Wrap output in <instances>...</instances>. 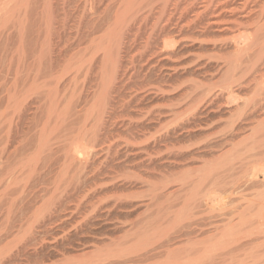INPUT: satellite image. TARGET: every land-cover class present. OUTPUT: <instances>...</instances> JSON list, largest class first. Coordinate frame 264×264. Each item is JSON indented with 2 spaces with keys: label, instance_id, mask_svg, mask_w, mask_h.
<instances>
[{
  "label": "rangeland",
  "instance_id": "obj_1",
  "mask_svg": "<svg viewBox=\"0 0 264 264\" xmlns=\"http://www.w3.org/2000/svg\"><path fill=\"white\" fill-rule=\"evenodd\" d=\"M24 2L20 0L19 4V0H0V82L8 83L7 88L13 83L11 81H14L16 78H18V82L20 80V84L24 83L25 80L23 81V79L31 77L29 79H31L34 85L30 84L31 81L27 78L29 84L24 87V91L28 90V95L30 94V96L27 95L29 97L27 99L29 100L26 99L27 105L28 103L30 105L28 106L29 108L27 107L29 109L27 116L29 117H27L26 126L28 130L30 129V136L34 135L35 137L37 132L41 130L39 128L48 123L46 125L48 128H46L49 132L48 134H50L49 138L51 137L49 140L51 151L50 149L47 151L45 154L46 159L44 158L43 163L40 162V165H38L41 167V170L38 167L37 172H35L36 175L34 174L35 178L33 176L35 188L32 189V195L37 194L43 197L38 198L39 200L37 199L38 196L33 198L36 203H32V217L27 225L20 231L12 232L10 236L0 243V264H19L21 262L18 259L11 258L9 256L11 255L10 252L20 249L25 242V238L23 239V237H27L29 233L37 231L38 220L50 210L53 202L62 200L65 197L67 192L63 187L65 184H62V187L55 190L52 187V183L56 181V184H54L57 185L60 178L61 171L59 170L61 169L62 156L66 154L73 138L78 135V131L75 132V130H78V127L81 128V125L83 133L87 131L86 133L89 135H93L94 133V135L97 134L102 138L101 145L99 144L97 147L98 154L94 159L93 166L94 171L100 170V172H103L98 179H101L103 176L102 179L105 180L96 182V187H99L103 183H106L109 187L112 183L116 185L120 184L124 187L119 190L111 189L107 193L98 194L94 197L93 201L97 202V200L108 199L109 207L121 202H125L124 204L126 205L129 203L151 202V206L147 211L142 207L136 210L126 209L123 212L112 211L110 214H107L105 210L100 212L101 215H104L103 218H107L108 215V219H113L111 221L113 223L117 222L115 217L120 216L121 218L118 221L123 222L124 225L119 230L110 232L109 239H114V242L100 238L101 240L96 243L99 249H88V255L83 258V262L77 263L98 264L101 260L113 255L123 247L137 249L145 246L157 247L166 245V235L188 221L184 216L175 219L173 213L181 210L189 202L190 193L188 190L202 175L205 176V171L199 174L183 173L185 169L200 167L202 164L200 159L190 165L179 162L177 165L171 167V172L169 173L174 177L179 176L180 181L169 183L165 189L161 190L164 186L165 178L169 177L168 173L161 175L154 173L152 178L147 179L143 168L135 166L146 157L144 158V155L138 157L128 156L127 149L125 148L126 141L128 142L134 138L135 133H137V137H140H138V141L136 140L137 142L133 143L146 141L150 147L156 145V148L152 149L153 151L149 153L152 158H158V155H161L160 157H171L172 155L175 156L179 151L189 150L194 152L197 147H201L208 142L218 141L225 137L229 138L228 135L232 126L235 127L238 124L242 125L244 130L236 138L234 137L232 141L228 142L224 148L204 158L207 161H211L226 153L222 157V160H219L217 167V171L222 176L214 179L210 177L206 178L207 181L204 182L202 187L206 189L216 179L219 180L221 185L216 188H220L225 192L226 205L223 208L202 209L200 214L192 219V222L216 223L217 229H211L208 231V234L202 237L206 239L219 235L225 226H235V234L241 237L242 243L238 245V250L231 257H227L225 264H249L251 260V242L246 235L250 228V222H246L241 226H238V224L241 217L249 218L250 214L247 206L251 200L252 190L249 185L242 191H239L237 187L248 183L247 177L253 162L264 161V113L249 116L250 107L264 97V0H24ZM13 17L14 20H12ZM216 17V22L219 21V23H216L217 25L213 21ZM235 20L236 22H234ZM12 21H15V23ZM239 22L240 25L238 26ZM228 23H232L235 26L231 24L233 29H227L229 32L223 30L216 33V31H213L215 25L224 24L225 26H229ZM114 24L117 26H114ZM89 26L98 28V30H94L95 28L91 27L92 30L97 32L90 30ZM222 26L220 25L219 27ZM105 27H108L107 31H105ZM16 28H18V31ZM88 33L92 34V37L96 38L97 42L99 41L95 43L96 46L99 43H103L102 45H98V47L104 46L100 47V49L107 46L106 42L109 39L112 40V47L109 45L111 47L110 50L113 51L111 56L112 64L117 67L119 66L116 81L114 80L117 88L111 94L112 96L110 95L111 99L115 98L110 100V103L108 100L103 105L106 107L102 106L97 96L96 99L93 97L95 89L91 87V82L93 81L92 83L96 84V74H91L87 70L88 66L92 64L90 61L102 52L96 46L93 49L88 46L94 47L92 41L95 40L92 37H87ZM116 33L126 37L123 41L124 46L122 45L121 48L120 45L121 50L119 49V52L117 48L119 44L113 39L117 35ZM16 34L17 36H15ZM167 34L169 36H166ZM170 35L171 38L177 37L178 41L182 40L181 42L183 43L186 41L189 43H187L188 45L192 44V47H188L189 51L188 49H183L181 44L176 45L177 47H174L175 50L172 49L173 47L166 49H172L173 52L178 51L177 56H174L175 59L171 57L174 60L172 68L170 67L172 60L166 58V55L164 56V54L168 53L164 49L166 48L164 42L166 39L170 41ZM239 35H243L242 39H240ZM49 37L50 39H48ZM31 38L32 40H30ZM248 38H251L254 43L253 49H250L252 51L248 52L250 54L246 53L243 56L240 54L235 57L231 51L232 49H230L232 42L234 41L237 44V42L239 43ZM20 39L21 43L19 42ZM105 39L108 40L105 42ZM38 43L41 45H38ZM118 43L120 42L118 41ZM240 43L242 44V42ZM84 45L87 47L85 48ZM81 46L90 51L88 56L81 54V51L82 53L88 52V50L86 51ZM178 48H181V51ZM182 49L185 54H183ZM26 51L28 52L26 53ZM162 51L165 53L163 54ZM91 52L94 53L93 58L91 57ZM79 54L82 57H79ZM84 55L87 57L85 56L82 60L81 58ZM195 56L199 57V59L197 58L198 60H196ZM89 59L90 61H88ZM117 60H119V63ZM28 62L31 63L29 64ZM80 62L82 65L83 63L85 66L87 65V67L83 65L87 69L83 73H81L85 69L83 66L81 72L77 73V67L79 68ZM88 62L89 64H87ZM179 62L183 64L180 63L179 66ZM170 68L173 70H170ZM12 69L15 72L17 69V74ZM187 69L188 71H186ZM38 72L41 75L40 77L36 76ZM85 73L91 74V78L88 77L89 75H85ZM24 74L28 75L24 78L22 77ZM232 74H234V78L231 80ZM32 76L34 77L33 79ZM74 77L75 80L72 79ZM37 78L39 80H36ZM87 78L92 80L91 82L89 81L91 85H85L88 82ZM174 78L177 79L174 81ZM82 79L85 80L82 82ZM107 82V87H109L110 81L107 80ZM88 85H90L91 90H88L90 89L87 87ZM101 87L100 85L97 92L101 90ZM227 88L230 89V92ZM29 89L32 90L30 91ZM5 93L7 94L6 91L0 89V94H4V97H6ZM3 96H1L2 99ZM169 96L172 98L166 99ZM230 98L235 99V102L230 104V113H224L213 119L208 115H203L197 121L196 108L202 107L203 109L209 106L213 100H217V105L223 106L231 101ZM169 106L174 108L175 113L159 116ZM90 108L93 109L91 110ZM89 109L91 112H89ZM41 116L43 119H46L43 120ZM98 116L101 121L99 123L96 122V120H99ZM16 117H14L15 122H17ZM63 117H66V119ZM243 117H247V121H243ZM94 120L95 124L93 123ZM85 121L86 128H83ZM199 124L200 126H198ZM181 127L184 129H181ZM173 132H176L177 135L183 134V136L189 137L184 140H177L171 146L163 144L158 146L161 138ZM31 133L34 134L32 135ZM108 146H110L109 149ZM225 164L227 166L223 167ZM124 167L128 168L125 169ZM151 168H149V171ZM230 168L231 170H228ZM208 169L209 166H207ZM94 171H91V175L94 174ZM133 175L142 178L143 181L141 179L135 180L132 177ZM211 175H215V172ZM36 176L40 177L37 179ZM181 185H183L182 189L174 196H166L171 191H177ZM44 187H46V190L47 188L50 190L46 194L39 192ZM118 188H121V186H118ZM158 194L162 195L157 198ZM80 196L74 197L71 202L69 201L70 204L68 202L70 208L73 209L74 205L76 206L80 202ZM159 209V215L165 210H167L169 215V219L161 224L156 222L158 215H156V211ZM90 211L91 209L86 208L80 211L82 213H74L71 215L73 217L70 218L66 226L63 225L64 228L59 223L55 224L56 226H51L52 230L42 236V240H37L34 246H30L28 253L31 255L35 253L42 254L45 250L42 247L45 244L43 242L53 243L57 241L61 243L60 237L62 238V236L66 235L73 236L79 231L82 220ZM123 217H126L127 220H123ZM137 219L141 220L142 223L140 227L132 229L129 224ZM141 226L145 227L142 228ZM2 233L3 226L0 225V235ZM171 244L174 245L172 246L173 248L184 249L185 247H189L186 241H178ZM17 250L12 254H15ZM40 250L41 252H39ZM79 254L78 252H70L64 256L56 255L46 263L58 264L67 259L70 260ZM183 257L178 256V258ZM163 261L164 257H159L152 261L137 264H160ZM23 263L25 264L24 261L21 262V264Z\"/></svg>",
  "mask_w": 264,
  "mask_h": 264
},
{
  "label": "bare ground",
  "instance_id": "obj_2",
  "mask_svg": "<svg viewBox=\"0 0 264 264\" xmlns=\"http://www.w3.org/2000/svg\"><path fill=\"white\" fill-rule=\"evenodd\" d=\"M13 2H15V1H13ZM23 2H24V0H23ZM6 4H8V3H6ZM19 4H20V0H19ZM21 6H22V4H21ZM23 7H22V9H23ZM19 8H20V6H19ZM3 11H4V9H3ZM15 11H16V9H15ZM12 20H14V17ZM18 20H20V19H18ZM212 20H211V23H212ZM216 20H217V17H216V19L213 20L215 22V24L219 23V21L216 22ZM236 20H238V19H236ZM236 20L234 22H236ZM50 22H51V20H50ZM234 22L232 21L233 24H234ZM13 23H15V21ZM36 23H35V25H36ZM232 23H228L230 27L225 26L224 24H220V25H223L224 27L223 26L219 27L220 25L216 26L217 25L216 24L215 28L213 27L214 28L213 31L214 32L216 31V33L223 31V30L229 32V30H227V29H229V28H231L230 30L233 29L234 25ZM231 24L233 25L232 27H231ZM235 25H236V23H235ZM239 25H240V22H239L238 26ZM87 26H88V23H87ZM114 26H117V25L114 24ZM2 27H3V25H2ZM91 27L93 29L95 28L94 30H98V28H96L95 26L94 27L91 26ZM91 27L89 26L90 30H92ZM112 27H113V25H112ZM206 27H207V25H206ZM99 28L101 29V27H99ZM107 28L105 29V31H107ZM208 28H210V27H208ZM221 28H222V30H221ZM3 29L7 30L6 28H3ZM3 29H2V31H3ZM16 29L18 31V28H16ZM94 30H92V31H94ZM92 31H89V32H92ZM94 32H97V31H94ZM4 33H6V32L4 31ZM25 34H26V31H25ZM119 35L120 34L115 35V38H113L114 35L112 36L114 41L116 40V43L119 44V47H117L118 52L120 49V45L122 48V45L124 46L123 41H124V39H126L125 36L120 35V37H119ZM15 36H17V34ZM86 36L92 37L93 35L88 33ZM166 36H169V35L167 34ZM102 37L106 38L105 36H102ZM239 37H241L240 39H242L243 35H239ZM92 38H94V37H92ZM92 38H91V40H92ZM176 38L175 37L171 38V35H170V38H169L170 41H167V39H166L164 42V46L166 47L164 49L166 50L167 48L173 47L172 49L175 50L174 47H177L176 45H178V44H181L183 49L184 48L188 49V47H192V44L188 45L189 44L188 42L185 41V43H183V42H181L182 40L179 39L180 41H178ZM48 39H50V37ZM84 39H85V37H84ZM94 39L96 40V38H94ZM30 40H32V38ZM107 40L105 39V42ZM20 41H21V39L19 40V42ZM37 41H38V39H37ZM94 41H92V45H94V47L91 45H88V46L92 47V49L95 48V46H96L95 43L99 42V41L97 42V40L95 42ZM118 41L120 43H118ZM93 42H94V44H93ZM235 42H237V41H235ZM240 42H242V44ZM240 42L239 43L237 42V44L234 43V41L232 42L230 49H232L231 51L235 57L237 55H240V54L243 56L244 54L251 52L252 50H250V49L254 46L253 45L254 43L251 40V38L245 39L244 41H240ZM106 43H107V46H105V48H102V49H100V47H104V46L98 47V45L99 44L102 45L103 43L97 44L96 48L100 49V51L102 52V53L100 52L101 54L99 53L100 54L99 56L93 58L94 53L91 52V54H92L91 57L93 58V60L90 61L91 58L88 57V58H90L88 61H90V63L92 62V64H90L88 66L89 67L88 70L85 68V67H87V65L85 66L83 63L85 60L82 62L85 67L81 64V62L79 63V68L77 67L78 64L76 66L77 67V73L81 72V69L84 67L85 69H83L81 73L85 72L84 70H87L91 74H96V77H95L97 79L96 84L92 83L93 81L90 80L89 78H87L88 82L86 81L87 83H85V82L84 83L86 85V84H90V82L92 81L91 84L93 86L91 84L90 85L92 88L95 89V91L93 89L94 93L92 91L91 92L94 94L93 97H95V99L97 96L98 101H101L102 106L108 100H109L108 102L110 103V100H113L115 98V97H113V99H111L110 95L112 93H114L115 89L117 88L116 87L117 85H115L114 82L116 81L115 79H116L118 72H119L118 71L119 66L117 67V66L112 64L113 62H112L111 56H112L113 51L110 50V48L113 45L112 40L109 39ZM191 43H193V42H191ZM38 45H41V44L38 43ZM84 47H85V45H84ZM84 47H82V48H84ZM225 48H226V46H225ZM84 49H81V50H84ZM164 49H163V51H165ZM172 49L166 50L168 52L167 54H164L165 52L163 53V51H162L164 56L166 55V58H168L169 60L171 59V57H173L175 59L174 56L175 55L177 56V54H178L177 53L178 51L173 52ZM178 49H180V51H181V48H178ZM183 49H182V51H183ZM13 50H14V48H13ZM28 50H29V48H28ZM176 50H177V48H176ZM48 51H49V49H48ZM188 51H189V49H188ZM27 52L28 51H26V53ZM49 52H48V54H49ZM96 52H98V51H96ZM12 53L14 54V52H12ZM78 53H80V52H78ZM88 53H90L89 50L87 53H84V52L82 53V51H81V54H86L87 56H88ZM35 54H32V55H35ZM183 54H185V52ZM248 54H250V53H248ZM17 55H18V53H17ZM86 55H84V57L81 59L83 60ZM11 56H13V55H11ZM41 57H42V54H41ZM51 57H53V56H51ZM79 57H82V55L79 54ZM119 58H120V53H119ZM195 58H196V60L199 59V57H196V56H195ZM8 60H9V58H8ZM69 60H70V58H69ZM82 60H80V61H82ZM20 61H21V59H20ZM117 61L119 63V60H117ZM170 63H172V65L170 64L171 65L170 67L172 68V66L174 64V60H172V62H170ZM180 63L181 62H179V66H180ZM87 64H89V62ZM181 64H183V63H181ZM11 65H13V64H11ZM3 66H1V67H3ZM174 66H176V65H174ZM31 67H32V65H31ZM52 67H54V66L52 65ZM171 68H170V70H173ZM27 69H29V68H27ZM41 69H39V70H41ZM79 69H80V71H79ZM174 69L176 70L177 68H174ZM8 70H10V69H8ZM12 71L15 72V70H13V69H12ZM183 71H185V70H183ZM186 71H188V69ZM6 72H8V71L6 70ZM19 72L22 73L21 71H19ZM39 72H38V75H36V76L40 77L41 75H39ZM9 73H11V72H9ZM15 73L17 74V69H16ZM20 73H18V74L20 75ZM87 73H85V75L88 76L89 74H87ZM30 74H33V73H30ZM74 74H75V72H74ZM26 75H28V74H24V75H22V77L25 78ZM90 75L88 77L91 78ZM14 77H15V75H14ZM17 77L21 78L20 76H17ZM34 77H35V75H34ZM34 77L32 76V79ZM75 77L72 79L75 80ZM82 77H79V78H82ZM4 78H5V76H4ZM7 78H8V75H7ZM27 78L23 79V81L25 80L24 83H20V84H19L20 80L18 82V80H17L18 78H16V79H14V81H11L13 83H11V85H9L7 88H6V86L8 83L5 84V82H3L4 83L3 84L2 82H0V89H3L4 91L7 92V94L5 93L6 97L3 96L4 94H2V95L0 94V97L3 96V99H2V97L0 98V225L3 226V233H2V235H0V243L2 242V240L6 239L8 236H10L12 234V232L20 231L30 221V219L32 217V212H31L32 207H33L32 203L35 202V200L33 198H36L38 196L37 194L32 195L33 194L32 189L35 188V186H34L35 180H33V176H34V174L36 175L35 172H37V168L39 167L38 165H40L39 163L40 162L43 163V159L44 158L46 159L45 154L51 148V147L49 148V144H50L49 140L51 137L49 138L50 134H48L49 133L47 131L48 127L46 126L48 123H46V125L43 126L42 128H39L41 130L38 131L37 134L35 133L36 134L35 137L33 135L34 133H31L33 136H30V129L28 130V128L26 126L27 125V117H29V116H27V113H29L28 112L29 111L28 106H30L29 103L27 105L26 102H27V100H29V99H27V97L30 96V94L28 95V90L24 91V87H26V85L29 84L28 80L31 81V79H29L31 77L29 76L28 80H27ZM95 78L93 77V79H95ZM179 78H181V77H179ZM233 78H234V74H232L231 80ZM172 79H173V76H172ZM176 79L177 78H174V81ZM26 80L28 83L26 82ZM36 80H39V79L37 78ZM83 80H85V79H82V82H83ZM107 80L110 81L109 87H107V84H108ZM30 84H33L32 81ZM90 85H88L87 87L90 88ZM100 85L102 86L101 90L99 92H97ZM43 86H45V85H43ZM69 88H70V85H69ZM39 89H41V88H39ZM29 90L31 91L32 89H29ZM88 90H91V88ZM227 90L230 92V89L227 88ZM71 91H69V92H71ZM163 94H165V93H163ZM39 97H41V96H39ZM57 97H59V96L57 95ZM170 98H172V97L169 96L166 99H170ZM230 100L231 101L227 102L223 106L217 105L216 104L217 100L216 101L213 100L209 106H207L203 109H202V107L196 108L195 113L197 116L196 117L197 121H199L201 118L200 116H203V115H208L210 118L213 119L215 117L221 116L224 113H230L231 112L230 104L232 102H235V99L230 98ZM39 103H41V102H39ZM103 107H106V106H103ZM50 109L52 110V108H50ZM90 109H89V112H91V110L93 108L91 110ZM39 110H41V109H39ZM174 113H175L174 108H171V106H169V107H166V109L163 110L159 116H165V115H170V114H174ZM259 113H264V97L250 107V115L249 116H254V115L259 114ZM14 115H16L17 117ZM14 117H16L17 122L14 121V119H15ZM63 118L66 119V117H63ZM98 118H99V116H98ZM42 119H43V117H42ZM44 119H46V118H44ZM247 119H248L247 117H243V121H247ZM37 121H38V118H37ZM86 121L83 125V128H86ZM99 121H100V118L98 121L96 120L97 123H99ZM93 123L95 124V120L93 121ZM198 126H200V124ZM31 128H32V125H31ZM33 128H34V126H33ZM73 128H74V126H73ZM75 128H77V127H75ZM78 128H79L78 130H75V132L78 131V133H77L78 135L75 138H73V140H72L73 142L71 141L72 143L70 142V144H69L70 147L68 148L66 154L62 156L63 158L60 157V155H59V157L62 158V163L60 165L61 169L59 170V171H61L60 172V178L58 180L57 185H55L56 181L54 182L55 184L52 183L53 184L52 187H54L55 190L62 187L61 186L62 184H65V186H63L67 190L65 197L62 200H59L57 202H53L50 210L45 215H42L41 218L38 220L37 231L29 233L27 235V237L26 236L23 237V239L25 238V242L20 249H18V250L15 249V250H17L15 254H12V253H14L15 250L13 252L12 251L10 252L11 255H9V256H11V258H13L15 260L18 259V261H21V262L24 261L25 264H48L46 262L50 261L56 255L64 256L65 254H69L70 252H78V253H80L79 255L71 258L70 260L67 259L66 261L59 262L58 264H73V263L77 264L79 262H83V258L88 255L87 254L88 249H90V248L99 249L98 246L96 245V243L99 242V240H101L100 238H102V239L105 238L107 240H110L111 242H114V239H109V236L111 234L110 232L117 231L121 228L122 225H124L123 222L118 221L121 218L120 216H117V218L115 217L117 222L113 223V222H111L113 219H108V215H107V218H103L104 215L100 214L101 211L105 210V212L107 214H110L112 211L113 212L114 211L123 212L126 209H132V210L135 209L136 210V209L142 208V207L146 209L145 211H147V210H149V207L151 206V202L150 203H137V204L129 203L127 205L124 204L125 202H121L119 204H113L109 207L108 206L109 205L108 199L97 200V202L93 201L94 197L96 195L107 193L111 189H113V190L122 189L123 185H120V184L116 185V184L112 183L109 187V185H107L106 183H103L99 187H96V182L105 180V179L104 180L102 179L103 176L101 177V179H98V177L101 176L103 172H100V170L97 172L94 171V166H93L94 165V159H95L96 155L98 154L97 147L102 142V138L100 136H98L97 134L94 135V133H93V135H89L88 133H86L87 132L86 130H85L86 132L83 133L82 125H81V128L80 127H78ZM136 128H138V127H136ZM62 129L65 130L64 128H62ZM181 129H184V128L181 127ZM243 130H244V127L240 124L236 125L235 127L232 126L230 134L228 135L229 138L225 137V138L220 139L218 141H214L211 143L208 142L207 144H205L201 147H197V149H195L194 152L189 151V150L179 151V152H177V154H175V156L172 155L171 157H168V156L160 157L161 155H158L157 156L158 158H152L149 155V153L152 152L156 148V145L155 146L153 145V147H150L148 142L146 143V141L145 142L141 141V142L136 143V144L133 143V142H137L138 141L137 139H139L138 137H140V136L137 137V135H136L137 133H135L134 138L130 139L131 141L130 140L128 142L126 141L125 148L127 149L126 152L128 153V156H137L138 157V156L144 155V158L146 157L145 159H143V161L141 163H139L135 166H137V168H143V170L145 172L144 174L146 175L147 179L152 178L154 173H158L159 175L164 174V173H168L169 177L165 178L164 186L162 187L161 190L165 189L169 185V183L180 181L179 176L174 177L171 173H169V172H171L170 171L171 167L173 165H177L179 162L190 165V164H193L197 160L200 159L201 163H202L200 167L185 169L183 173L199 174L200 172L205 171V176L202 175V177L198 181H196L193 184V186L188 190L190 193V196L188 199L189 202L181 210L173 213V217L175 219H178L179 217L184 216L185 219L188 221L184 225L179 226L178 228H176L175 230H173L172 232H170L166 235L167 236L166 237V245L157 246V247L145 246V247L137 248V249L136 248L133 249L130 247H125V248L123 247V248L119 249L116 253H114L113 255L107 257L106 259L101 260L98 264H137V263L152 261V260L159 258V257H164V261L161 262L160 264H225V262L227 261V257H231L232 254L236 250H238L237 249L239 247L238 245H240L242 243L241 237L237 236V234H235V231H234L235 226H231V225L225 226V228L222 230V232L219 235H215L214 237L211 236V237L206 239V238H202V237L205 236L206 234H208V231H210L211 229H214V228L217 229V225H215L216 223L215 222L197 223V222H192V219L196 215L200 214V211H202V209L214 208V207L223 208L226 205V201H225V197H224L225 192H223L220 188L219 189L216 188V187L221 185V182H219V180L216 179V181H214L213 183L208 185V187L206 189L202 188L204 185V182L207 181L208 177L214 179V178H219L220 176H222L221 174H219L220 172L217 171V167L219 165V160H222V157L226 153L224 155H221L220 157H217V158L211 160V161H207L204 158L208 155H211V154L217 152V150H219V149L221 150L222 148H224L225 145L228 144V142L232 141L234 139V137L236 138L238 136V134ZM71 133H72V131H71ZM90 134H92V133H90ZM132 134H131V137H132ZM60 135H61V133H60ZM188 137L189 136H183V134L177 135L176 132H173V133L168 134V135L164 136L163 138H161L160 141L158 142V146L160 144H163L166 146H171V145H173V143L175 141L180 140V139L184 140L185 138H188ZM104 139H106V138H104ZM64 147H65V145H64ZM56 148H57V146H56ZM109 148H110V146H108V149ZM65 149H67V148H65ZM50 151H51V149H50ZM128 161H131V160H128ZM125 162H127V161H125ZM125 162H123V163H125ZM207 166H209L208 170H207ZM225 166H227V164L223 165V167H225ZM150 167H152V168L149 171ZM124 168L127 169L128 167H124ZM39 170H41V167H39ZM228 170H231V168ZM91 171L92 172L94 171V174L92 173L93 175H91ZM214 172H215V175H211ZM39 177H37V179ZM132 177L135 180L141 179L143 181L142 178H140L136 175H133ZM34 178H35V176H34ZM247 178H248V183L241 185V186H238L237 188L239 191H242L249 185L250 189L252 190L251 200L249 202V205L247 206V209H249L250 215H249L248 219L245 217H241L239 220L238 226H241V225L245 224L246 222H250V228H249V231L247 232V235H246L251 242V255H250L251 260H250V263L251 264H264V161L253 162V164L251 166L250 173H249ZM118 186H121V188H118ZM182 187H183V185L179 186L177 191H171L166 196H168V197L174 196L178 191H180L182 189ZM45 188L46 187H44V189H42L39 192L46 194L50 191V190H48V188H47V190ZM39 189H41V188H39ZM78 195L79 196L81 195L80 196L81 197L80 202L77 203L78 205L77 204H76V206L74 205L73 209L70 208L68 205V202L69 201L71 202V200L74 199V197H77ZM161 195L162 194H158L157 198H159ZM41 197H43V196H41ZM41 197L38 196L37 199L41 198ZM70 202H69V204H70ZM86 208L91 209V211L82 220V224H81V227H79V231L76 232L73 236L66 235V236H62V238L60 237L61 243H59L57 241H55L53 243L43 242L45 244L42 247H44V249H45L44 251H46L45 253H44V251L42 252V254L35 253V254L31 255L28 253V248L30 246H34L36 244L35 242H37V240H39V239L42 240V236L47 234L48 231L52 230L50 228L51 226H53L57 223L61 224L60 226H63V225L66 226V224L68 223L70 218L73 217L71 215H73L74 213H82L80 211H82ZM159 212H160V209L156 211V215ZM125 213H127V212L125 211ZM168 219H169V215H168L167 210H165L162 214L157 215V221L156 222L158 224H161L162 222L167 221ZM123 220H127L126 217H123ZM141 223H142L141 220L137 219L136 221L131 222L129 225L131 226L132 229H134L136 227H140ZM147 224H148V222H147ZM60 226H58V227L62 228ZM64 226H63V228H64ZM141 227L144 228L145 226H141ZM137 229H139V228H137ZM178 241H186L188 243L187 246H189V247H185L184 249L173 248L172 246H174V245H172L171 243L178 242ZM39 252H41V250ZM178 256H184V257L178 258ZM11 258H10V260H11ZM21 262L19 264H21ZM7 264H9V263H7Z\"/></svg>",
  "mask_w": 264,
  "mask_h": 264
}]
</instances>
